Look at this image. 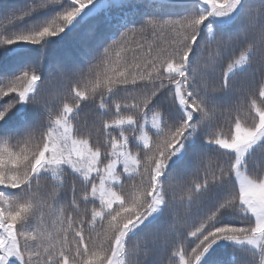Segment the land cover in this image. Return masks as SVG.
Masks as SVG:
<instances>
[{
	"label": "snow or ice",
	"instance_id": "1",
	"mask_svg": "<svg viewBox=\"0 0 264 264\" xmlns=\"http://www.w3.org/2000/svg\"><path fill=\"white\" fill-rule=\"evenodd\" d=\"M155 6L0 7V264H264V0Z\"/></svg>",
	"mask_w": 264,
	"mask_h": 264
},
{
	"label": "trees",
	"instance_id": "2",
	"mask_svg": "<svg viewBox=\"0 0 264 264\" xmlns=\"http://www.w3.org/2000/svg\"><path fill=\"white\" fill-rule=\"evenodd\" d=\"M24 3V0H0V7L5 5L20 6ZM125 7L115 8L112 11L113 15H122L127 12L133 15L136 19L144 13H168V12H179L180 8H158L156 7V0H124ZM91 43V37L88 35H78L77 38L71 42L64 45H52L48 49V58L44 61L41 71L45 74L48 73L50 65L59 61L61 63H71L75 61L80 53L87 44ZM52 91L55 93L57 91V85H52ZM84 114H90L89 109L85 108ZM70 192L64 193V198H70ZM224 261V264H240V262L245 259L239 253H233L231 249L225 250L220 254L219 257Z\"/></svg>",
	"mask_w": 264,
	"mask_h": 264
}]
</instances>
